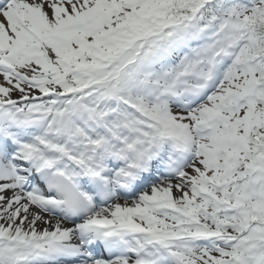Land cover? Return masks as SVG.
I'll return each instance as SVG.
<instances>
[{
  "label": "snow or ice",
  "instance_id": "obj_1",
  "mask_svg": "<svg viewBox=\"0 0 264 264\" xmlns=\"http://www.w3.org/2000/svg\"><path fill=\"white\" fill-rule=\"evenodd\" d=\"M0 264H264V0H0Z\"/></svg>",
  "mask_w": 264,
  "mask_h": 264
}]
</instances>
